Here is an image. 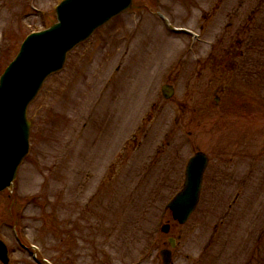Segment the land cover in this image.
<instances>
[{
  "label": "rangeland",
  "instance_id": "obj_1",
  "mask_svg": "<svg viewBox=\"0 0 264 264\" xmlns=\"http://www.w3.org/2000/svg\"><path fill=\"white\" fill-rule=\"evenodd\" d=\"M60 1L32 0L31 7L25 0H0V76L28 35L56 22ZM213 1L134 0L45 81L28 107L29 155L13 186L0 193L8 264H162L168 238L177 239L171 264H264V44L262 71L248 58L221 101L242 116L238 122L232 117V126L246 128L242 150L206 132L182 145L175 134L167 143L161 133L176 129V100L191 93L196 58L204 62L210 47L209 22L203 21ZM223 4L221 21L251 22L264 40V0ZM201 25L206 34L198 31ZM165 84L175 87L169 101L161 94ZM139 125L146 134L132 151L128 139ZM213 148L225 153V162L248 149V161L257 164L237 165L236 173L257 176L253 182L243 174L216 176L221 170L209 167L200 206L180 226L166 205L182 188L193 152ZM167 223L169 235L161 232Z\"/></svg>",
  "mask_w": 264,
  "mask_h": 264
},
{
  "label": "water",
  "instance_id": "obj_2",
  "mask_svg": "<svg viewBox=\"0 0 264 264\" xmlns=\"http://www.w3.org/2000/svg\"><path fill=\"white\" fill-rule=\"evenodd\" d=\"M132 0H65L57 7L58 23L30 35L14 61L0 78V192L10 187L29 152L31 123L27 109L45 80L63 69L67 53L109 20L131 8ZM165 98L173 94L163 87ZM208 163L203 153L196 154L186 169L184 189L169 204L173 218L185 223L195 210ZM169 233L170 226L162 227ZM172 247L174 239H169ZM163 264H170L171 252L162 250ZM0 260L8 264L7 247L0 241Z\"/></svg>",
  "mask_w": 264,
  "mask_h": 264
},
{
  "label": "flooded vegetation",
  "instance_id": "obj_3",
  "mask_svg": "<svg viewBox=\"0 0 264 264\" xmlns=\"http://www.w3.org/2000/svg\"><path fill=\"white\" fill-rule=\"evenodd\" d=\"M224 10L223 0H214L211 3L208 17L203 21L207 24L209 22L207 34H209L208 43L210 47L206 52L204 62L196 58L197 67L195 72L191 74L192 82L194 81L191 93H182L176 100V129L171 128L161 132L166 134L165 141L167 143L169 135L175 134L177 143L182 145L183 142H188L189 144L191 140L195 142V140L203 138L204 132L208 133V138L213 141L222 138L228 143L227 140L229 139L231 145L246 138L244 137L245 133H243L246 128L232 126V117L234 121L238 122L242 116L221 106V101L228 91L227 87L232 80L231 78L240 74V66L247 65L248 58L252 57L250 62H253V58H255L256 71L258 69L262 71V68L258 67V60H262L261 57H263V30L254 31L251 22L224 23L225 20L221 21L218 17L222 15ZM217 27L220 29L214 30ZM198 31L206 34L205 26H199ZM244 69L247 70V68ZM241 74L244 75V73ZM210 122H213V125H210ZM208 127H210V131ZM216 127L219 133L215 132ZM145 128L146 126L139 125L131 132V137L128 139V149L136 151L141 148L146 134ZM162 144L165 145V143ZM214 149H210L208 157L209 167L214 166L218 171L221 170L220 174H216V176L223 173L227 176H235L237 172L235 166L257 164L251 163V160L248 161L247 149L240 153L239 158L232 152L226 159H231L232 155L234 158L228 162L220 159L224 158L225 153L215 152ZM178 155H180L179 151L176 152L175 156L178 158ZM215 158H219L218 162L215 161ZM243 172L236 173V176L243 174L248 181L255 180L254 174ZM248 260L249 258L246 261ZM257 261L258 259H256Z\"/></svg>",
  "mask_w": 264,
  "mask_h": 264
}]
</instances>
